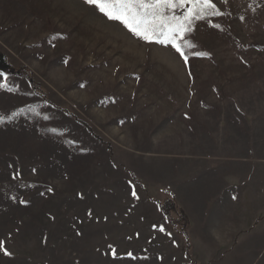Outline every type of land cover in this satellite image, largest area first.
<instances>
[{
    "label": "rangeland",
    "instance_id": "1",
    "mask_svg": "<svg viewBox=\"0 0 264 264\" xmlns=\"http://www.w3.org/2000/svg\"><path fill=\"white\" fill-rule=\"evenodd\" d=\"M213 3L185 65L81 0H0V264H264V0Z\"/></svg>",
    "mask_w": 264,
    "mask_h": 264
},
{
    "label": "snow or ice",
    "instance_id": "2",
    "mask_svg": "<svg viewBox=\"0 0 264 264\" xmlns=\"http://www.w3.org/2000/svg\"><path fill=\"white\" fill-rule=\"evenodd\" d=\"M81 2L108 21L118 23L137 39L170 48L185 65L189 61V50L195 47L187 40L188 34L193 30L194 22L209 20L210 27L219 29L220 25L212 24L209 18L224 15L213 0H81ZM222 2L227 3L228 0ZM192 55L206 57L207 53L193 52ZM0 78H2L0 90L11 91L7 86V77L0 73ZM29 111L34 112L35 109ZM18 115L19 112H12L8 116L0 115V124H4L6 120L10 122ZM43 119L48 120L49 117L44 116ZM33 171L35 172V169ZM18 178L19 173L12 177V179ZM48 191L51 192L52 189ZM131 195L134 199H138L134 190ZM19 202L27 203L24 200ZM159 231L164 232L165 229L160 227ZM0 253L5 257L11 256L4 241H0ZM112 255L113 257L116 255L114 249ZM127 255L132 258L131 252Z\"/></svg>",
    "mask_w": 264,
    "mask_h": 264
},
{
    "label": "trees",
    "instance_id": "3",
    "mask_svg": "<svg viewBox=\"0 0 264 264\" xmlns=\"http://www.w3.org/2000/svg\"><path fill=\"white\" fill-rule=\"evenodd\" d=\"M247 47L248 48H254L256 50L264 52V45L263 44H253V45H248ZM190 59H191V55L189 53V60ZM159 211L164 216V218L166 219V222L170 226L179 228L180 234L186 240L187 239L186 229L188 227V220H187V217L185 216V214L183 213V211L180 209L178 211H176L174 203H172L170 201H166L164 203L159 204ZM175 211H176V215H175V217H172L171 215Z\"/></svg>",
    "mask_w": 264,
    "mask_h": 264
}]
</instances>
